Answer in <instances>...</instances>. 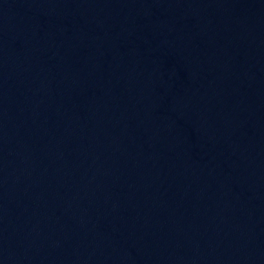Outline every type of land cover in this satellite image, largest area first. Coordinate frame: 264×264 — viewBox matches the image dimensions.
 <instances>
[{"label": "water", "instance_id": "95a60500", "mask_svg": "<svg viewBox=\"0 0 264 264\" xmlns=\"http://www.w3.org/2000/svg\"><path fill=\"white\" fill-rule=\"evenodd\" d=\"M0 264H264V0H0Z\"/></svg>", "mask_w": 264, "mask_h": 264}]
</instances>
